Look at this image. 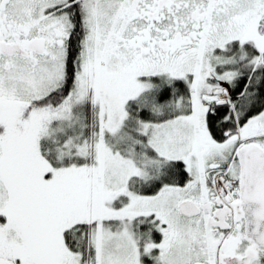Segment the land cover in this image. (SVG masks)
Segmentation results:
<instances>
[{
    "label": "snow or ice",
    "instance_id": "obj_1",
    "mask_svg": "<svg viewBox=\"0 0 264 264\" xmlns=\"http://www.w3.org/2000/svg\"><path fill=\"white\" fill-rule=\"evenodd\" d=\"M0 264H264V0H0Z\"/></svg>",
    "mask_w": 264,
    "mask_h": 264
}]
</instances>
